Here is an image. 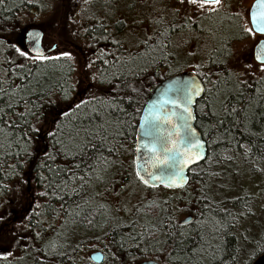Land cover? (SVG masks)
Wrapping results in <instances>:
<instances>
[{
  "label": "trees",
  "instance_id": "16d2710c",
  "mask_svg": "<svg viewBox=\"0 0 264 264\" xmlns=\"http://www.w3.org/2000/svg\"><path fill=\"white\" fill-rule=\"evenodd\" d=\"M48 1L0 0V207L26 211L35 196L41 213H33L38 220L22 227L39 231L37 237L26 243L12 236L18 255L10 256L6 264H97L85 251L101 233L108 237L101 243L105 257L101 264L148 259L162 264H252L264 254V231L254 240L240 231L254 214L256 197L237 187L244 173L252 177L263 173L264 76H232L228 44L241 33L226 27L224 17L212 18L210 39L216 49L199 75L206 91L196 105V126L208 146L206 160L191 169L187 187L161 188L178 195L145 203L140 219L118 222L103 202L114 185L110 181L105 188L107 181L98 180L96 174L121 161L127 171L120 173L121 179L132 172L140 180L135 136L142 110L155 88L173 75L172 41L191 34L193 28L191 23L174 21L169 12L170 23L162 24L164 29L157 23L156 33L131 49L120 36L122 22L113 20L111 27L107 22L111 17L94 18L85 36L98 91L74 104L73 62L63 56L34 62L21 56L10 38L21 13H33ZM63 103L67 107L59 110ZM97 156L103 162H96ZM128 156L130 162L123 159ZM27 178L33 179L31 193ZM51 207L61 209L55 210L57 215L68 213L65 243L59 239L48 243L42 230L41 216L45 218ZM182 214L192 216L193 222L170 227L180 224ZM84 230L90 239L83 240Z\"/></svg>",
  "mask_w": 264,
  "mask_h": 264
},
{
  "label": "rangeland",
  "instance_id": "374dc122",
  "mask_svg": "<svg viewBox=\"0 0 264 264\" xmlns=\"http://www.w3.org/2000/svg\"><path fill=\"white\" fill-rule=\"evenodd\" d=\"M177 1L178 6L176 7L181 8L182 14L185 16L193 15L188 5H181L179 0ZM250 1L252 0H242L240 4L232 2L231 10L241 13V9L249 5ZM128 3H135L133 12L131 10L128 13L126 12ZM165 6L163 0H120L110 3H105L103 0H82L81 2L79 0H49L47 5L42 4L38 10L33 9V13L27 11L21 13L14 23V27L11 28L10 38L14 46L17 45L19 49L29 53L24 47V34L32 27H38L45 32L44 46L46 50L51 49L54 45L58 46L50 56H59L63 52L70 53V60L75 66V91L71 102L76 104L93 97L98 91L95 85V71L91 53L85 37V30L88 25L93 23V19L111 17L107 21L111 27L113 20L120 19L125 21L126 25L124 26H126L127 30L124 29L123 39L131 49H134L151 38L154 29L153 16L161 13ZM164 14L168 13L164 12ZM150 22H152V26L148 30L147 27ZM249 37L248 35L247 38ZM210 40V38L200 37L194 35V33L178 35L171 43L172 54L175 56L174 62H176L171 67V73L194 71L203 62L205 63L206 58L210 54ZM249 44L250 41L245 39L242 43L235 44L231 49L228 66L233 77L244 78L245 76L246 78H252L264 76V72L247 55L246 47ZM247 64H252L253 67L248 68L246 67ZM214 84L215 86L218 84L217 79ZM67 104H59L57 107L64 110ZM123 159H126V162H130L132 158L128 156ZM261 170L263 172L262 176L258 177H252L249 173H244L239 183L240 185L238 184L239 187H237L238 190L242 188V192L245 190L256 197L254 214L250 219L244 221L240 230L249 240L259 239L264 231V167ZM124 172L126 173L127 171L126 169L123 170L120 161L119 163L116 162L112 168L105 171L101 170L96 174L98 180L107 181L105 188L109 187L110 181L114 185V191L111 189L112 191L110 190L105 193L106 195L104 194L103 202L107 207L108 215L118 222H131L133 218L140 219L144 205L150 201L178 195L177 192L165 191L161 188L159 190H148L140 180L133 176L132 172L128 173L130 177L123 180L120 173ZM118 178H120L121 182H119ZM26 182L27 179L25 180ZM188 216L190 215H180L179 222ZM22 233H25L24 229H22ZM18 234L21 233L17 230L15 235L18 236ZM5 236L0 232V248L4 247L6 249L8 257L18 255L13 249L12 236L7 235L6 239H4ZM91 237L87 235L86 239ZM75 238L77 239V236ZM105 242H107L105 236L98 239V241L92 242V249L89 252L101 249V243ZM9 253L11 254L9 255Z\"/></svg>",
  "mask_w": 264,
  "mask_h": 264
},
{
  "label": "snow or ice",
  "instance_id": "6c2138e0",
  "mask_svg": "<svg viewBox=\"0 0 264 264\" xmlns=\"http://www.w3.org/2000/svg\"><path fill=\"white\" fill-rule=\"evenodd\" d=\"M179 3L181 5L193 6L194 14L199 16H208L217 13L223 7V0H179ZM233 15L243 21L238 25L243 34L255 37L256 34L259 33L260 36L264 37V0H256V3L249 10L248 19L246 21L239 11L233 13ZM188 19L191 20L192 17ZM28 36L31 38V43L35 47L37 54L29 57L28 53L17 48L16 51L19 52L21 56H26L34 62L52 58L45 56L39 50V34L33 35L32 33H28ZM61 55L69 59L71 58V54L68 52H63ZM254 60L258 62V67L264 72V39H260L254 46ZM246 67L251 68L253 65L247 64ZM0 91H3V89H0ZM133 91H135V89H133ZM201 91H203V89L195 79L170 82V85L161 92V99L155 101L152 108L149 109L152 120L149 121V126L145 129L146 136L151 137L154 135V132L159 131L158 121L163 120L167 123H171L173 117H176L178 121H182V123L173 125V128L178 129L183 127L185 132L179 140H176L173 139L176 132L166 131L163 136H157L150 143V151H159V154L156 156V162L162 167L159 169V174L146 173L149 179H145L144 176H141L140 172H137V177L145 185L154 187L155 182L160 181L164 183L165 187L182 186L181 182L186 180L184 176V166L191 162L187 157L190 152L200 146V141L196 139L191 126L188 124V120L193 118L190 105L193 102V97L198 96ZM169 93H172L175 98L170 97ZM167 105H170L173 110L164 112L163 115H161L158 109H162ZM9 107H11V105H9ZM79 107L80 105H77V108ZM233 111H235V109H233ZM63 115L68 116L69 114L65 112ZM52 122L56 124L57 128L60 127L55 116H53ZM49 134L54 135L55 133ZM95 160L98 163L103 162V157L97 156ZM77 167H79V165H77ZM150 180L152 181L151 184ZM234 199L242 200L243 198L236 197ZM187 223H189V221H184L175 226L170 225V227L182 228L184 224ZM179 235L183 236V232H180ZM10 254L11 253H9V255ZM3 259H7V256L3 257ZM146 264H156V261L146 262Z\"/></svg>",
  "mask_w": 264,
  "mask_h": 264
},
{
  "label": "flooded vegetation",
  "instance_id": "af4514ba",
  "mask_svg": "<svg viewBox=\"0 0 264 264\" xmlns=\"http://www.w3.org/2000/svg\"><path fill=\"white\" fill-rule=\"evenodd\" d=\"M81 1L82 0H79V2H81ZM118 1H120V0H103V2H105V3H107V2H109V3L110 2H118ZM255 1L256 0L250 1L249 5H247L246 7L241 9V14H242L245 21L248 19L249 10ZM232 2L236 3V4H240L242 2V0H223V7L220 9V11L217 13H213L211 15H208V16L195 15L194 14V7L188 6V8L190 7L189 10L191 12H193L192 13L193 15H186L185 16L184 14H182L181 8L176 7V6H178L177 0H163V4L166 5L165 9L162 10V12L159 15H156L155 18L152 20L153 26H154L153 34L156 33L157 23L159 24V26H161V28L164 29L162 24L167 26V23H170V19L172 17H175L174 21H178V22L184 21L185 25H189V23H191V28H193V30L191 31V34L194 33V35H198L200 37L204 36L206 38H210V35L212 34L211 30H213L212 25H211L212 24V18L224 17L225 19H223V21H224L223 24H225L226 27H233V29L237 33H241L239 38H235V40H232L228 44L231 47L230 49H232V47L235 44L242 43L245 39L249 40L250 44H249V46L246 47V49L248 51L247 55L250 57V59L254 60V46L260 39H264V37L260 36L259 34H256L255 37L249 35L250 37L247 38L248 35H245L241 32L238 25H239V23H241L243 21L239 20L237 17H235L233 15V13H235L237 11L231 10L232 5H233ZM134 4L135 3H128L126 5V12L127 13L130 10L133 12V5ZM77 6H79V4H77ZM85 9H86V7H85ZM176 9H180V10H176ZM164 12L165 13L172 12L174 15L171 16V18H169L170 14H164ZM189 17H192V19L189 20L188 19ZM114 22H115V24H117L118 22L123 23V25L121 26L122 28L120 27L121 28L120 31L122 32L120 34V36H123L124 29H126V26H124L125 21L118 19V20H115ZM151 26H152V22H150V25H148V27H147L148 30L150 29ZM115 27H117V25L114 26V28ZM181 34H182V32H181ZM44 38H45V35H44ZM44 38H43V47L46 50V48L44 46ZM210 42H211V47H210L211 49H210L209 53H211L212 51H215V49H216L215 43H213L211 40H210ZM23 43H24V47L26 48L24 39H23ZM57 48H58V46L54 45L51 49L46 50L45 56L52 57V58L62 56V55L50 56V54H52L53 51ZM206 61H207V59H206ZM255 63L258 65V63L256 61H255ZM205 70H206L205 63L203 62L200 67H198L196 70H194V73H196L199 76L201 73L202 74L205 73ZM201 80L203 81V79H201ZM204 85H205V91H206V84H204ZM136 170H137V168H136ZM32 183H33V179L27 178V189H28L29 193H31V190H32ZM30 202H31V206L26 211H25V208H16V207L9 206V205H4V206L0 207V232H2V235H6L4 239H6L7 235H9V236L15 235L17 233V230H18V232L21 233V234H18V237L22 238L26 243H28L33 236H35V237L38 236L39 231H37V230H30L29 232L24 230L25 233L24 234L22 233V229H23L22 227L27 225V222H29L32 219L38 220L33 213L41 214V213H39V210H40L39 203L40 202L36 200L35 196L31 197ZM56 209L58 211L61 210L60 208L51 207L49 209V212L46 213L47 216L45 218L41 216V218L43 219V222H41V224L43 226L42 230L46 231L47 242L48 243L50 242V244L52 243V245L54 244L55 240H57V239H59V241L62 243L66 242L65 231H66V227L68 225V223H67L68 219L66 217V215L68 213H66V215H57V214H55ZM24 212H29V213L24 214ZM43 216H44V214H43ZM38 218L40 221V217H38ZM37 224H39V222H37L36 225ZM99 233H101V232H99ZM87 234H89V233L86 232L85 230L83 233H81L83 240H86ZM101 234L99 237L103 238L104 235L102 236ZM107 238L108 237H106V239ZM89 250H91V249H89ZM89 250L85 251V256L86 257L89 256L90 260H91V255L95 252H101L104 255V252L102 249H95V250H92L91 252H89ZM5 256L8 257V255L6 254V249L4 247H2V248H0V262H1V264H6L8 262L9 257L7 259H3V257H5Z\"/></svg>",
  "mask_w": 264,
  "mask_h": 264
},
{
  "label": "water",
  "instance_id": "95a60500",
  "mask_svg": "<svg viewBox=\"0 0 264 264\" xmlns=\"http://www.w3.org/2000/svg\"><path fill=\"white\" fill-rule=\"evenodd\" d=\"M256 3V1L252 4V6ZM251 6V8H252ZM250 8V9H251ZM28 33H32L33 35L39 34V50L46 55V50L43 47V38L45 35V32L43 29L38 28V27H32L28 29L25 34H24V42L26 49L29 51V53L33 56L37 54L35 47L31 43V38L28 36ZM259 34V33H257ZM260 35V34H259ZM258 63V62H257ZM195 79L198 83L199 86L203 89V91L200 92L198 96L193 97V102L190 105L191 112H192V117L191 119L188 120V124L191 126V129L194 132V135L196 139L200 141V146L195 149L194 151L190 152L187 159H189L191 162L187 163L184 166V176L186 177V180L181 182L182 186H173V187H165L164 183H161L160 181L155 182V186H148L151 189H160V188H166L170 190H180L185 187H187L190 183V171L192 168L195 166H198L202 164L208 154V146L206 141L203 138L202 133L196 126V121H197V116H196V105L197 102L204 96L205 94V85L203 81L200 79V77L194 73L193 71H183L179 72L176 74H173L167 78H165L153 91L151 96L149 97L148 101L146 102L138 125H137V130H136V136H135V141H136V168L137 172H140L141 176H144L145 179H149V177L146 175V173H157L159 174V169L162 167L156 162V156L159 154V151L157 152H152L150 151L149 145L150 143L157 137V136H163L166 131H174L176 132V135L173 136V139L179 140L184 132L185 129L183 127H180L178 129L173 128V125H177L178 123H182V121H178L176 117L172 118L171 123H167L163 120L158 121L157 123L159 124V131L154 132L153 136H146L145 135V129L146 127L149 126V121L152 120V117L150 116L149 109L152 108L153 103L157 100L161 99V92L164 91L165 88H167L170 85V82L173 81H187ZM170 97H173L172 93H169ZM163 115L164 112H170L172 111V107L170 105H167L163 107L162 109H158ZM152 181L150 180V184ZM194 218L192 216H188L180 221V224L183 223L184 221H189L190 224L192 223ZM91 259L94 263L101 264L104 261V255L101 252H95L91 255ZM155 259H148V260H143L139 262L138 264H146V262L153 261ZM156 264H162L158 260H155ZM252 264H264V254H261L258 256Z\"/></svg>",
  "mask_w": 264,
  "mask_h": 264
},
{
  "label": "bare ground",
  "instance_id": "6f19581e",
  "mask_svg": "<svg viewBox=\"0 0 264 264\" xmlns=\"http://www.w3.org/2000/svg\"><path fill=\"white\" fill-rule=\"evenodd\" d=\"M185 225V224H184Z\"/></svg>",
  "mask_w": 264,
  "mask_h": 264
}]
</instances>
